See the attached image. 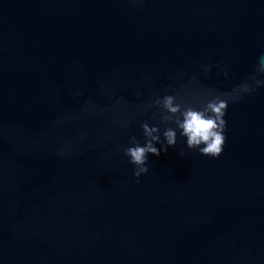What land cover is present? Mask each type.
I'll list each match as a JSON object with an SVG mask.
<instances>
[{"label":"water","instance_id":"1","mask_svg":"<svg viewBox=\"0 0 264 264\" xmlns=\"http://www.w3.org/2000/svg\"><path fill=\"white\" fill-rule=\"evenodd\" d=\"M261 57L264 0H0V264H264ZM245 82L219 158L134 176L156 99Z\"/></svg>","mask_w":264,"mask_h":264},{"label":"clouds","instance_id":"2","mask_svg":"<svg viewBox=\"0 0 264 264\" xmlns=\"http://www.w3.org/2000/svg\"><path fill=\"white\" fill-rule=\"evenodd\" d=\"M259 73H264V57H261L258 68ZM227 75V73H225ZM255 80V77H253ZM256 86L264 84V81L255 80ZM255 89L247 82L234 89L231 93L215 94L208 99L202 108L191 105L183 107L177 103L176 97L166 95L163 99H156L155 106L163 109L158 115L165 124H175V128L166 127L162 141L159 135L160 129L156 126H149L147 122L142 125L145 143L143 146L132 137V145L125 149V155L129 157V162L135 166L133 173L139 180L142 174H147L149 168L148 156L159 157L161 149L156 144L162 146L166 153L168 147H175L177 144V129L180 135L186 138L187 147L208 157L219 158L223 152L226 136L224 135L227 123L225 116L229 103H234L240 99V94H249ZM183 155V153H182Z\"/></svg>","mask_w":264,"mask_h":264}]
</instances>
